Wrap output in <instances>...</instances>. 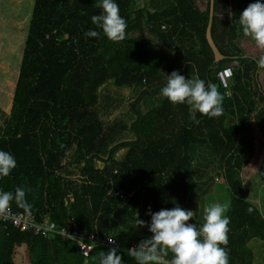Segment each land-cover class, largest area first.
<instances>
[{
	"label": "trees",
	"instance_id": "obj_1",
	"mask_svg": "<svg viewBox=\"0 0 264 264\" xmlns=\"http://www.w3.org/2000/svg\"><path fill=\"white\" fill-rule=\"evenodd\" d=\"M116 2L127 23L120 42L92 24L96 0H0V150L17 162L0 190L24 188L28 205L8 207L37 224L67 228L71 220L82 235L113 238L125 264H135L125 250L151 236L137 215L150 222L149 211L179 206L201 225L199 203L215 179L229 195V264H254L249 243L264 241V215L242 174L255 155V127L264 138V53L247 55L236 41L251 40L239 15L255 0H214L221 62L206 40L210 0L205 10L195 0ZM89 29L100 35L85 37ZM231 62L224 88L218 72ZM173 71L214 83L223 114L197 113V123L186 105L161 97ZM111 248L98 245L85 258L59 235L10 224L0 232V264H98Z\"/></svg>",
	"mask_w": 264,
	"mask_h": 264
},
{
	"label": "clouds",
	"instance_id": "obj_2",
	"mask_svg": "<svg viewBox=\"0 0 264 264\" xmlns=\"http://www.w3.org/2000/svg\"><path fill=\"white\" fill-rule=\"evenodd\" d=\"M100 14L91 16V22L110 41L120 42L126 38L127 23L120 15L116 0H96ZM239 25L244 36L254 41L255 46L264 49V0H255L239 15ZM85 37H98L94 29L84 33ZM264 68V57L258 61ZM159 95L176 105H186L189 117L194 122L197 113L209 118L223 114L224 96L214 83L206 82L198 75L185 78L179 71L166 75V81ZM17 167L15 157L0 150V178L9 176ZM26 191L16 187L14 191L0 190V210L9 206L11 201L27 207ZM227 205L211 203L203 209V223L193 221L194 211L179 206L162 208L157 212L149 211L150 222L136 218L138 228L147 227L150 237L140 240L125 250L135 264H229L228 232L230 217ZM253 209L250 207L248 212ZM170 255V259L168 258ZM98 264H125L119 248L113 247L98 254Z\"/></svg>",
	"mask_w": 264,
	"mask_h": 264
},
{
	"label": "rangeland",
	"instance_id": "obj_3",
	"mask_svg": "<svg viewBox=\"0 0 264 264\" xmlns=\"http://www.w3.org/2000/svg\"><path fill=\"white\" fill-rule=\"evenodd\" d=\"M149 1L150 0H137L139 5H143L144 3H148ZM195 2L201 10L206 9L207 5H206L205 0H195ZM229 5H230V8L233 9V11L236 9L233 3ZM236 43L246 52L247 55L260 56L261 54L264 53V49L257 48L255 46L254 41L251 42L250 40H247V39H238ZM227 65L230 67H233L236 65V63L231 62ZM260 82L264 89V71L261 72L260 74ZM255 144H256V151H255L254 158L251 164L242 174V177L246 183L249 182L250 184L247 189L248 198H250V200L255 205L258 206V208L264 215V186H259V183L264 185V139L256 131H255ZM217 172L219 173L220 171H217ZM218 176L221 177V174L219 173ZM250 181L253 182V184H251ZM208 191L210 193L207 195H209L208 198L209 197L210 198L208 199L207 196L203 197L202 198L203 201L199 204L204 205V207L211 203H219L221 205L228 204L229 195H228L227 187L224 185L223 181L215 182V179H214V182H212L211 185H209ZM204 207L200 208L201 210L199 211V213L200 212L203 213ZM198 218H199L198 221L201 222L202 224L203 217L200 214H198ZM251 247L255 250L254 255H256L255 253L257 252V249L261 250V253H260L261 260L264 261V257H263L264 256V244L260 245L259 243L254 242L251 244ZM256 260L257 258L255 256L254 264H257Z\"/></svg>",
	"mask_w": 264,
	"mask_h": 264
},
{
	"label": "built area",
	"instance_id": "obj_4",
	"mask_svg": "<svg viewBox=\"0 0 264 264\" xmlns=\"http://www.w3.org/2000/svg\"><path fill=\"white\" fill-rule=\"evenodd\" d=\"M233 76L232 67H226L222 71L218 72V79L224 88L228 87L230 79ZM122 197V196H121ZM69 220L67 228L58 227L54 222L45 221L43 223H35L31 214L29 213H15L10 207L4 210H0V232L2 229L7 228V225L20 227V225H26L32 228L35 233L45 231L50 234L62 236L65 239L72 240L77 243L81 255L88 258L91 251L98 245H107L110 247H116L117 241L113 238H103L96 234L82 235L77 224ZM8 223V224H7Z\"/></svg>",
	"mask_w": 264,
	"mask_h": 264
},
{
	"label": "water",
	"instance_id": "obj_5",
	"mask_svg": "<svg viewBox=\"0 0 264 264\" xmlns=\"http://www.w3.org/2000/svg\"><path fill=\"white\" fill-rule=\"evenodd\" d=\"M213 17H214V0H210V16L206 29V40L212 52L214 53L215 62H221L225 60L226 57L223 54H221L212 36Z\"/></svg>",
	"mask_w": 264,
	"mask_h": 264
},
{
	"label": "crops",
	"instance_id": "obj_6",
	"mask_svg": "<svg viewBox=\"0 0 264 264\" xmlns=\"http://www.w3.org/2000/svg\"><path fill=\"white\" fill-rule=\"evenodd\" d=\"M251 41V40H250ZM252 42V41H251ZM255 130L256 132H258L257 128L255 127ZM259 133V132H258ZM259 135L262 137V135L259 133ZM263 138V137H262ZM264 139V138H263ZM251 182V181H250ZM249 183V182H248ZM251 184H253V182H251ZM256 184V183H255ZM249 185V184H248ZM259 186H264L263 184H260L259 183ZM254 242H257L259 243L260 245L261 244H264V241H260V240H252L250 243H249V247L252 249L253 253L255 252V250L251 247V244L254 243ZM259 248V247H258ZM260 253H261V250L260 249H257V252L255 253L256 255V258H257V264H264V261L261 260V256H260ZM264 257V256H263Z\"/></svg>",
	"mask_w": 264,
	"mask_h": 264
}]
</instances>
